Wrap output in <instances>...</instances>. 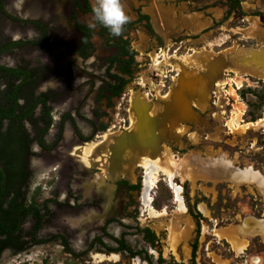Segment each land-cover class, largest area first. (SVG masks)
I'll list each match as a JSON object with an SVG mask.
<instances>
[{
    "label": "flooded vegetation",
    "instance_id": "flooded-vegetation-1",
    "mask_svg": "<svg viewBox=\"0 0 264 264\" xmlns=\"http://www.w3.org/2000/svg\"><path fill=\"white\" fill-rule=\"evenodd\" d=\"M62 1L0 0V42L8 39L10 43H36L25 45L23 48L18 47L13 53H5L0 58V65L16 68L22 63H18L17 66H10L3 64V59L6 56L25 50L30 52L42 51L46 58L50 59V62L31 63L29 65L31 67H47L53 71L36 90L37 95L55 93V101L49 102L54 124L45 138L47 147L43 148L35 143L32 149L34 156L29 162L31 177L28 187L29 197H31L40 188L39 185L33 188V182L36 181L37 176H43L42 172L47 168L56 167L55 170L49 171V173H59L61 176V187L55 190L58 198L47 200L49 201L47 205V223L51 222V218L54 216V212L51 210V204H54L57 220L72 217L76 223L74 226L65 227L66 231H72L73 233L79 231L80 225L85 222L83 216L92 217L93 221L88 223V236L85 239L89 240L90 234L94 232L92 243L95 245H100L99 242H103L107 246L105 239H108L115 244L118 252H124L131 256L141 255L143 252H135L130 241L135 236H141L147 247L144 250V255L150 264H155L152 258L155 255L157 256V264H187V260L182 253L184 244H180V249L176 250L171 247L168 250L167 258L171 260V262H168L163 253L162 234L153 230L146 223V221L148 222L149 219L153 218L149 216L148 210L142 202L147 174V168L142 164L143 161L137 160L131 168L123 166L124 155L122 153L118 156L117 153L119 152L117 149L119 148L113 146L120 135L133 131L135 125L134 116L137 123V113L134 111L133 103L141 97L140 100L144 104V114L152 120V130L156 135L149 137L151 140L155 139L152 147L144 149L142 146L141 149L147 151L143 158H156L155 161L158 160V163L161 158L166 160L168 166L172 167L175 164L172 161L180 158L179 156L182 154L185 157L189 153V156L192 157L191 160L193 159L198 168L203 165L213 170L214 167L222 166L225 172L224 179L220 180L211 176L210 178L214 181L208 182L210 186L215 188L216 191L218 190V194L221 193L222 196L227 192L231 200L238 202L249 201V204H252V207L247 205L244 208V214L240 220L228 224H239L242 228L248 224V229L253 234L251 235L252 237L248 236L246 227L243 232L238 231L236 234H234L236 232L235 229L218 233L222 228L221 223L225 219L222 218L221 221L211 218L210 207L214 206V200L216 201L215 204L219 202L214 194L210 192L208 196L211 200L204 205L202 204L203 201L199 199L195 200L193 204L189 203L186 200L188 180L182 182L175 171L173 174L175 177L174 182L180 190L187 208L186 212L182 213L179 209V204L176 202V193L169 182V176L162 174V176L166 177L163 179L164 182L173 192L171 203L175 206L178 213L187 217L186 231L189 232V229L195 230L193 231L192 240L188 242V263L201 264L202 253L209 259L212 248L217 246L224 250L230 247L238 260V264H264V196L260 187L252 181V175L256 173L264 178V168L259 163L250 162L248 159L250 155L245 154L242 150L247 149L250 145L247 139L242 143L233 141L235 135H243L252 129L258 128H251L245 132L237 130L230 117L234 100L232 97L230 99L225 98L227 96L225 94H229L227 91L229 87H234L236 95L233 96L237 97V91H240L239 89L242 87L243 82L239 81L238 75L240 73L231 68H229L230 70L222 69L220 73L208 82L209 91L210 82L215 81L213 91H210V103H207L209 95L206 94L201 99V97L196 96L194 91V94L187 98L190 101L192 106L190 109L193 112L183 119L179 118L171 121V123L163 122L162 124L163 118L167 115L166 107L172 102V94L174 96L184 70L192 71L196 69L180 64L175 69L168 71L167 74L161 75L159 71L167 60L166 54L170 56L179 54L181 49L196 46L198 44L197 40L210 32L216 31L218 28L223 29V26L227 25L229 21L238 22L239 27L242 28L236 27L237 30L243 33V37L238 40L239 45L254 49L264 47V36L259 33L262 32L261 26H264V9H260V0H120L123 8L124 6L130 7L131 10L127 13L125 12L129 17V22L124 26L122 34L118 37L111 35L107 28L95 20L93 26H87L79 22L80 13L92 15V13L84 12L87 9L86 0H82L83 3L77 5L78 8L72 13V18L76 21L74 32H70L64 26H59V23H56L54 19V12ZM93 1L95 0H90L89 2L92 9L94 7ZM245 5L249 6L248 11ZM217 8L222 11L221 19L215 17L212 11ZM255 21L259 22L255 27L258 32L245 38L244 33L248 32L250 27H253L254 24L252 22ZM34 23L41 24L45 33ZM80 26L91 31V47L88 49H84L86 34L80 30ZM30 30L34 31V36L31 34V38L29 36L23 38L16 35L18 32L29 33ZM139 33L147 38L145 42L151 49L157 50L154 57L149 55L151 62L149 67L152 70L153 78L156 77V82L154 79H150L152 83L149 87L151 88V85H153L156 88L152 90L148 88V91L144 92V94L142 93L144 98L142 96L139 97L137 93L138 87L146 86L143 83L138 82L136 84L137 88L127 89L129 85L135 83L137 73L142 67L141 62L138 60L139 55L136 54L137 51L133 47L135 42V39H133L134 35L137 36L138 42H141ZM78 36L79 39H77ZM96 36L101 38L105 48L112 50L114 53L108 61L102 62V64H105L103 69H106L105 76L107 78H103L101 86H97L95 81L90 80L92 77L93 80H96L99 76L96 75L95 77L92 75L91 71L87 70L88 65L86 64L91 62L90 65L94 69L95 63L99 65L98 68L102 65L98 59L93 58L96 51L93 39ZM209 39L208 37L207 40ZM145 42L142 40V46ZM127 50L130 53H135L137 72L133 77L123 72L125 63L131 60L126 53ZM192 53L194 56L192 55L193 61L191 57L190 64L193 66L198 64L204 66L203 58L207 57L208 53L210 54V52H206L203 49L200 54H197L199 55L197 58L195 57L196 52L192 51ZM176 59L178 62L181 60V58ZM82 64L84 66L87 65L85 67L87 69H84ZM113 70L117 73L113 74ZM206 73H208V69L197 72L196 75ZM261 74L264 75V73ZM228 76H231V78H228ZM83 77H87V79L83 80ZM158 78H162L163 82L158 81ZM124 81H129V83L125 85ZM238 83L241 84L239 85ZM86 85L91 86L92 96L98 94L95 98V104L97 102L103 104V112L107 113L106 122L100 120L99 117H95L96 112H93V110L91 111L93 112L92 118L84 117L78 110H74L75 107L83 104L80 95L85 90L84 86ZM117 92H120V94L118 95ZM197 104L202 106V109H199ZM41 109L42 107L40 106L36 110L37 115L40 114ZM61 112H64V114H62L57 131H55V114ZM73 112H76V114L74 115ZM207 114H210L209 120L207 119L208 122L203 120L205 115L208 116ZM245 116L246 114H241L242 126L257 124L264 120L258 117L257 121L249 123L244 119ZM153 120L157 122L156 126ZM27 127L31 132V126L28 125ZM155 127L159 128L155 130ZM83 128H89L88 134ZM211 131H216L218 137L212 136ZM52 133L56 134L51 142L50 136ZM107 136L112 139V142L107 145V154L102 155L105 158L99 163L96 162L95 165L97 166L92 168L85 166V163L79 159L80 157L74 154V150L77 147L85 148L98 139H101V141H98L97 144L103 145ZM256 145H259V143L257 142ZM214 148L216 149L213 150ZM100 151L99 154H101ZM127 152L131 153L129 150ZM38 155L44 162L49 163L42 161L43 165H34L32 163L33 159L38 157ZM256 160L258 161V159ZM137 162L139 163L137 164ZM236 172L241 173V176L237 177ZM245 173L248 177L243 175ZM103 174L105 175V183L100 184L97 181V177ZM108 189L111 192H108ZM156 189H158L157 186ZM156 189L153 191V206L158 211L166 209L167 214L164 216L166 217L169 214L168 210L170 207L164 205L163 208L160 207L158 209ZM203 195L207 199L208 196L204 193ZM187 198L188 200L190 199L189 196ZM45 211L46 209H44ZM254 220H259L260 222H253ZM28 222L30 223L28 231L31 232L33 222L32 220ZM27 223L24 224V229ZM41 232L38 235L39 237ZM32 236L31 234L28 239H31ZM54 237H58V241H62V238L68 241L61 234L54 235ZM233 239H237L242 245V250H238L239 253L235 250ZM175 245L176 242L174 240L173 246ZM148 248L151 251V256H149ZM6 252H10V250ZM180 255L181 259L179 260L178 257Z\"/></svg>",
    "mask_w": 264,
    "mask_h": 264
},
{
    "label": "rangeland",
    "instance_id": "rangeland-1",
    "mask_svg": "<svg viewBox=\"0 0 264 264\" xmlns=\"http://www.w3.org/2000/svg\"><path fill=\"white\" fill-rule=\"evenodd\" d=\"M56 1V0H53ZM261 6L260 9H264V0H260ZM17 3V2H16ZM83 3L82 0H63L57 9L54 12V19L56 23H59V26H64L65 28L69 29L70 32L75 31V26L76 21L73 20L72 18V13L78 8L77 5ZM97 3V0L93 1L92 4L95 6ZM246 6V10L248 11V5ZM124 12H128L131 10L130 7L124 6ZM215 14V17L221 19L222 18V11L217 8L212 10ZM210 11V12H212ZM79 22L85 25L93 26L95 24L93 15L89 14H79ZM259 22H252L253 27H250L249 31L244 33V37L246 38L247 36H252L254 33H257L258 31L255 30V27L257 26ZM238 22H232L229 21L228 24L223 26V29L218 28L216 31L210 32L206 36H203L201 39L197 40V45L196 46H191L189 48L181 49L179 51V54H174V55H167V60L163 63V66L159 69L161 75L167 74L168 71L175 69L178 67V65L183 64L187 67H193L195 68L197 72H200L202 70H206L203 65H196L193 66L190 64V60L192 55V51L194 52H200L201 50H206L210 52L212 59L214 57L220 56L222 53H230L232 55H236L240 53L244 49H248L249 47L241 46L239 45L238 40L242 38L243 33L239 30L236 29V27H239ZM239 29H242L239 27ZM257 29V28H256ZM262 32L261 35L264 36V26H261ZM239 33V34H238ZM251 33V35H250ZM31 34L34 36V31L30 30L29 33H23V32H18L16 35H19V37L26 38V36H29L31 38ZM139 36H141V42H138L137 36L134 35L133 39H135L133 47L137 51L136 54L139 55L138 60L141 62L142 67L140 68L139 73H137L136 76V81L134 84H131L128 86L129 89L137 88L136 84L138 82L143 83V86L138 87L137 93L139 96H142L144 98V92L148 91L149 89H154L156 88L155 86L151 85V88L149 85L152 83L150 79H154L156 82V77L153 78L152 75V70L149 67V64H151L149 55L154 57L155 52L157 51L156 49H151L147 44H146V37H143L140 33ZM143 37V38H142ZM210 38L207 40V38ZM79 39V36L78 38ZM142 40L145 42L142 46ZM93 43L95 45V54L94 57L95 59H98V61L101 62H106L108 61L111 56H113V51L110 49H107L103 46V41L101 40L100 37L96 36L93 39ZM241 44V43H240ZM167 53V52H165ZM169 57L170 61H169ZM187 57V58H186ZM176 58H181V60L178 62ZM184 59H188L187 62H185ZM50 59H47L44 52L42 51H21L17 52L14 55H9L6 56L2 63L7 64L10 66H17L18 63H28V64H35V63H48ZM94 61V59H93ZM86 63V62H85ZM88 65V69L85 68L87 67L82 64L84 69L90 70L91 74L96 77L98 75L99 77L96 80H93V77L90 78V80L95 81L97 83V86H101V82L103 78H107L105 76V70L103 69L105 64L100 65L98 68V64L95 63V69L90 63H86ZM192 65V66H191ZM98 68V69H97ZM204 68V69H203ZM230 70V69H228ZM240 74L238 75L239 81H243L244 88L241 89L240 91H237V97L233 96L236 95L234 92L235 90L233 89L234 87H229L227 89L228 93L230 94H225V98L232 97L233 98V106H232V115L230 117L234 119L237 114H246L245 120L247 122H252V114L256 115L257 117H261L264 119V104H262V100L260 99V96L264 95V75L261 73L254 74L250 71L247 70H242L239 71ZM113 74H116L115 70L112 71ZM228 78H231V76H228ZM87 77H83V80H86ZM159 79V78H158ZM109 80V79H108ZM158 81L163 82L162 78L159 79ZM223 81V79H222ZM215 81L210 82V88L208 91L209 95V100L207 103H210L211 99V94L210 91H213V84ZM148 84V85H147ZM85 90L82 92L80 95L81 101H83L82 106L75 107L74 110H78L82 116H87L89 118H92L93 112L95 113V117H99L100 120H103V122L107 121V113L103 112V104L97 102L95 104V98L97 95L92 96L91 93V86L86 85L84 86ZM232 92V93H231ZM143 93V94H142ZM141 98V97H140ZM139 98V99H140ZM93 103V104H92ZM153 104V103H152ZM159 104V103H156ZM209 105V104H208ZM199 109H202V106L197 104ZM261 107V108H260ZM105 108V107H104ZM158 108V107H156ZM93 110V112H91ZM205 111V110H204ZM203 111V112H204ZM84 113V114H83ZM62 114L61 113H56L55 114V123H56V130L57 131V126L59 125L60 119ZM75 115L76 112H73ZM208 116L205 115L203 118L204 121L208 122L207 119L209 120L210 114H207ZM238 116V115H237ZM82 118V117H81ZM96 119V118H93ZM84 120V119H82ZM152 127V126H151ZM254 128L258 129H252L250 132L241 134V135H235L233 138V141L235 142H244L245 139L248 140L250 145L247 147V149H242L245 154H249L250 156L248 159L250 162H255L261 164V167L264 168V127H257L255 126ZM152 129V128H150ZM83 130L88 134L87 132L89 131V128H83ZM56 133H52L50 136V141L52 142L54 139V135ZM69 135V134H67ZM211 135L214 137H218L216 131L213 132L211 131ZM220 135V134H219ZM149 137L153 136V133L150 132L148 135ZM109 138V136H107ZM258 138L260 139L258 141ZM98 141H101V139L95 140L91 144H97ZM108 142V141H107ZM257 142L259 145H256ZM101 146H104L101 145ZM100 146V147H101ZM80 147H77L74 150V154L77 155V150H79ZM214 148L213 150H215ZM100 150V148H99ZM167 150V149H165ZM212 150V151H213ZM211 151V152H212ZM166 152V151H165ZM80 151H78V154ZM103 154V150L100 152ZM101 154L99 152L97 153V157H93V159L88 160V164L85 163V166L92 168L97 165L96 162L102 161L104 158H98ZM190 154L187 153L185 157H183V154L180 155V158H176L174 162L175 164L172 165V167L168 166L166 163V160H163L160 158V162L158 163V166L166 169L168 171L174 172L179 175V179L184 182L188 180L187 187H188V193L187 196H189V200L186 196V200L193 202L197 199L203 201V205L205 203L210 202V197L208 196L210 192H212L216 198V200L219 202L215 204L214 200V206L210 207V214L211 218L214 220H221L222 218L225 219L224 222L221 223V230L218 233H222L228 230H234L237 227H240L241 225L239 224H231L233 221L240 220L242 218V215L244 214V208L249 205L252 207V204H249V201H236V200H231V197H229L228 193L225 192L226 194L224 196L218 194V190L216 191L215 188H212L208 182L214 181L211 176H208L205 174L202 170L205 168V166L202 165V167L198 168L197 165L193 162V159L191 160L192 157L189 156ZM245 156V155H244ZM81 160V158H79ZM164 159H166L164 157ZM258 159V161L256 160ZM42 161L44 162L43 159L38 157L33 159V164L36 166L43 165ZM257 161V162H256ZM144 162V161H143ZM205 163V161H203ZM44 163H49V162H44ZM175 166V167H174ZM197 167V169H196ZM49 169V168H47ZM45 169V170H47ZM194 169V170H193ZM43 176H37L36 181L33 182V188L36 185L40 186L41 190V196L40 198L42 200H51L55 198H58L57 188L61 187V176L57 172H52L47 174L45 176L46 171L42 172ZM164 173H160L158 176L159 183H157L158 189H156V200H157V205L158 209L160 207H164V205H168L170 207L169 214L166 217L159 218V219H149L148 223L149 227H151L153 230H156L157 232L162 234V242H163V253L165 255V258L168 262H171L170 259H168L167 254L168 250L172 247H174L176 250L179 248L180 244H184L182 253L184 254V258L189 260V252H188V242L192 240L193 238V231L194 229H189V232L186 231V224H187V217L182 216L180 213H178L177 209L175 206L171 203L173 200V192L169 189L167 186L166 182H164L163 179H165V176H162ZM104 175V174H103ZM105 176V175H104ZM46 179H45V178ZM107 191L111 192L110 189ZM206 194L208 197L207 199L205 198ZM227 195V196H226ZM252 209V208H251ZM51 210L54 212V216L51 218V222L47 223L43 231L41 232V235L39 239L46 241V243L40 245V246H32L30 247L25 253L18 255V256H13L11 252H6L3 256V258L0 261V264H135V262L139 259L141 263L143 264H150V262L146 259L144 255V250L147 249V247L144 244V241L141 236H135L130 239L132 248L134 249L135 252L142 251L143 253L141 255L137 254L135 256H131L129 254H126L124 252H118L116 250L115 244L109 241L108 239H105V243L107 246H102V245H95L92 248V239H93V233L90 234V239L86 240L85 238L88 236V223L92 222V217L88 215H84L83 218L85 222L80 225L79 231H76L73 233L72 231H66L65 227L69 226H74L76 223L74 222V219L72 217H67L63 218L61 220H57L55 217L56 214V208L54 204H51ZM189 220V219H188ZM192 221V220H191ZM145 223V224H146ZM193 223V222H192ZM206 225V223H205ZM30 229V223L28 222L25 226V230L28 231ZM238 232V231H237ZM237 232H234L236 234ZM61 234L64 235L68 239V243L71 245V248L74 250L75 255L68 253L63 244L62 241L54 240L53 237L54 235ZM75 235V236H74ZM249 237H252L251 235L248 234ZM76 237V238H75ZM78 237V238H77ZM176 245L173 246L174 240ZM114 244V245H113ZM227 246V245H226ZM145 247V248H144ZM217 246L212 248V252L209 255V259L206 255H203L200 258V263L201 264H238V260L236 259V256L233 251H231L230 247L228 249H223L219 248ZM180 249V248H179ZM175 250V251H176ZM149 256H151V251L148 248ZM95 254H104L107 256H110L111 254H117L120 256V261L118 262H113V261H105L102 263H99V261L95 260L93 257ZM93 256V257H92ZM153 260L155 261V264H157V256L153 257ZM178 259H181V255L178 257Z\"/></svg>",
    "mask_w": 264,
    "mask_h": 264
},
{
    "label": "trees",
    "instance_id": "trees-1",
    "mask_svg": "<svg viewBox=\"0 0 264 264\" xmlns=\"http://www.w3.org/2000/svg\"><path fill=\"white\" fill-rule=\"evenodd\" d=\"M86 2L87 9L84 12L92 13L90 0ZM34 24L45 33L41 24ZM79 28L86 34L84 49H88L91 47V31L82 26ZM33 44L36 43H10L6 39L0 42V58L7 52L13 53L18 47ZM126 53L131 60L125 63L123 72L133 77L137 72L135 53L128 50ZM51 73L53 71L47 67H31L27 63L16 68L0 65V261L8 250L13 256H18L32 246L46 243L38 235L47 223L49 201L40 198V188L29 197L28 187L31 177L29 162L34 156L32 149L35 143L47 147L45 138L54 124L49 102L55 101V93L36 94V90ZM128 83L124 81L125 85ZM260 99L264 104V95ZM40 106L42 109L37 115L36 110ZM257 119L252 114V121ZM28 125L31 126V132ZM29 220L33 222L31 232L23 228ZM31 234L33 236L28 239ZM53 239L58 240V237ZM62 239L65 250L75 255L68 241ZM99 244L106 246L103 242ZM128 251L131 252L130 249Z\"/></svg>",
    "mask_w": 264,
    "mask_h": 264
},
{
    "label": "water",
    "instance_id": "water-1",
    "mask_svg": "<svg viewBox=\"0 0 264 264\" xmlns=\"http://www.w3.org/2000/svg\"><path fill=\"white\" fill-rule=\"evenodd\" d=\"M206 68L208 69V73L201 74L196 77L193 76L195 78V82H192V80H188L185 74L182 75L179 85L174 92L172 102L166 107L167 115L163 118L161 122L162 124L163 122L171 123V121L177 120L179 118L183 119L184 117L189 116L193 111L190 109L192 106L190 104V101L187 100V98L188 96H192L194 94V86L201 83L203 79H213L215 75L220 73L222 69L231 68L235 71L247 70L254 74L264 73V47L258 49H244L236 55H232L230 53H222L220 56L214 57L213 59L211 57V61L209 62ZM141 103L142 102L140 100L139 102H137L136 100V103L134 105V111L137 113L136 130L134 132L131 131L123 133L119 136V138L116 139V142H114L115 144L113 146H115V148H119L117 149L119 152L117 153L118 156L122 153L124 155L128 150L131 151V153L133 154H136L137 152L140 153L139 151H144L141 149L142 146L145 149L152 147L154 144L155 139L151 140L148 136L150 132L153 133V136H156L155 132L150 129L153 128L152 120H150V118H148L144 114V104ZM153 122L156 126L157 122L154 120ZM158 128L159 127H155V130ZM105 154H107V152ZM202 171L208 176H214L215 178H218L220 180L224 179L225 172L222 169V166L214 167L213 170L208 169V167H205ZM236 175L237 177H239L241 176V173L236 172ZM252 181L260 187L264 196V178L258 173H256L255 175H252ZM254 222L258 223L260 221L254 220ZM245 227L247 234L253 235L252 231L248 229V224ZM245 227L243 226L242 228V226H240L237 227L235 230L236 232H243Z\"/></svg>",
    "mask_w": 264,
    "mask_h": 264
},
{
    "label": "bare ground",
    "instance_id": "bare-ground-1",
    "mask_svg": "<svg viewBox=\"0 0 264 264\" xmlns=\"http://www.w3.org/2000/svg\"><path fill=\"white\" fill-rule=\"evenodd\" d=\"M29 13L32 14L31 12H29ZM197 54H200V52L199 53H197V52L195 53V57L198 58L199 55H197ZM195 57H194V59H195ZM203 57H204V55H203ZM203 59H204V61L203 60L202 61L204 63V67H207L208 64H209V62H210V60H211L210 54L208 53V56L207 57H204ZM184 60H185V62H187L188 59H184ZM192 61H193V57H192ZM206 63H208V64H206ZM237 72H239V71H237ZM196 73H197V71H195V70H192V71H186V70H184V72H183V74H185L186 78H188V80H190V81L192 80V82H195V78L194 77L197 76ZM208 82H209V80H207V78H206V79H203L201 81V83H199L198 85L194 86V89L193 90L195 91L196 96H199L202 99V97H204L206 94L208 95ZM238 84L240 85L241 83H238ZM172 97H173V94H172ZM172 97H171V99H172ZM139 100L140 99H137V102H139ZM140 101L142 102V100H140ZM135 103L136 102H134L133 104L135 105ZM237 115H236V117L234 119H232V123L235 125V128L237 130H239V131L245 132L246 130L251 129V128H254L255 126H257V127H263L264 126V120L263 121H260L257 124H248L247 126H242L241 125V114H237ZM134 122H135V125H134V128H133V132L136 130V126H137V123L135 121V116H134ZM175 124H177V123H175ZM175 124H172V125H175ZM67 136H69V135H67ZM105 139H106V142L104 143V146H101L99 144L101 146L100 147L98 144H95V143L94 144L87 145V147L80 148L79 150H77V156L81 158V161L83 163H87L88 164L89 163L88 160L89 159H93V157H97L98 156L97 153L100 150H103V152H104L103 154H105L106 153V147H107V145L112 142V139L111 138L106 137ZM99 148H100V150H99ZM78 151H80L79 154H78ZM139 152L140 153L137 152L136 154L126 152L124 154V156H123L122 164H123V166L130 167L131 168V167H133L135 165V163H136L137 160L138 161H141V160L144 161V162H142V161L141 162H142L143 165L146 166V168H147V174H146V181H145V190H144L143 196H142V202L145 205V207L147 208L148 213H149V216L151 218H153V219H158V218L164 217L167 214V210L166 209H164L163 211H158L153 206V201H154L153 191L156 189L157 183L159 181L158 176L160 175V173H164V174H167L169 176V182L171 183V185L174 188L175 193H176V202L179 204V209H180V211L182 213H185L187 208H186V206L184 204V200H183V197L181 196L180 190L175 185V182H174L175 177H174L172 171H168L166 169L160 168L158 166V160L155 161L156 158L155 159L154 158H147V157L143 158L144 155L147 153V151H144V152L143 151H139ZM103 154H101L98 158H100V157L101 158H105V157L102 156ZM138 163L139 162H137V164ZM55 168H51V169L45 170L46 171L45 176H47V174L49 173V171L55 170ZM243 175H245V177H248V175H246V173L243 174ZM104 179H105V176L104 175H98V177H97V181L100 182V184H104L105 183V180ZM201 211H203V210H201ZM234 242H235V248H236L235 250H237V252H238V250L239 251L242 250L241 249V246H242L241 243H239L237 241V239L234 240ZM93 258L95 260L99 261V263H102V262H105V261H113V262L114 261L115 262L120 261V256L117 255V254H111L110 256H107V255H104V254H95ZM135 264H143V263H141V261L138 259L135 262Z\"/></svg>",
    "mask_w": 264,
    "mask_h": 264
},
{
    "label": "clouds",
    "instance_id": "clouds-1",
    "mask_svg": "<svg viewBox=\"0 0 264 264\" xmlns=\"http://www.w3.org/2000/svg\"><path fill=\"white\" fill-rule=\"evenodd\" d=\"M96 22L107 28L111 35L120 36L129 17L123 10L120 0H97L92 9Z\"/></svg>",
    "mask_w": 264,
    "mask_h": 264
},
{
    "label": "built area",
    "instance_id": "built-area-1",
    "mask_svg": "<svg viewBox=\"0 0 264 264\" xmlns=\"http://www.w3.org/2000/svg\"><path fill=\"white\" fill-rule=\"evenodd\" d=\"M244 88V84H243V82H242V87L239 89V90H241V89H243Z\"/></svg>",
    "mask_w": 264,
    "mask_h": 264
}]
</instances>
